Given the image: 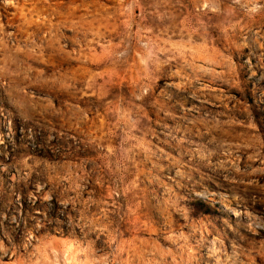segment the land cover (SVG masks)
I'll use <instances>...</instances> for the list:
<instances>
[{
	"label": "rangeland",
	"instance_id": "1",
	"mask_svg": "<svg viewBox=\"0 0 264 264\" xmlns=\"http://www.w3.org/2000/svg\"><path fill=\"white\" fill-rule=\"evenodd\" d=\"M0 264H264V0H0Z\"/></svg>",
	"mask_w": 264,
	"mask_h": 264
}]
</instances>
